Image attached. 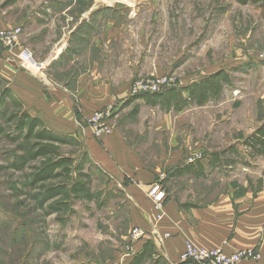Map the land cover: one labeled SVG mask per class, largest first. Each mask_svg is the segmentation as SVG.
Here are the masks:
<instances>
[{
	"label": "rangeland",
	"instance_id": "rangeland-1",
	"mask_svg": "<svg viewBox=\"0 0 264 264\" xmlns=\"http://www.w3.org/2000/svg\"><path fill=\"white\" fill-rule=\"evenodd\" d=\"M2 2L0 11L5 17ZM14 2L19 7L23 4L25 12L28 8L32 10L33 4H37L33 8L35 12L48 10L39 18L46 20L45 25L32 29L20 27L22 31L14 52L22 56L27 50L31 60L23 67L18 60V69H30L35 72L32 76L42 80L41 85H58L62 90L72 91L80 101V91L73 80L78 73L97 68L100 81L108 85L110 94L108 105L100 110L114 107L108 120L110 133L102 138L120 132L128 143L138 144L133 151L141 148L140 153L152 166L160 160L164 163L170 158L177 159L171 165L165 162L156 178L160 184L154 189L161 187L165 194L162 206L157 207L154 198L148 195L156 217L147 227L132 224L134 209L129 204L132 197L116 186L120 184L118 180L108 182L90 155L91 163L85 165V170L93 175V201L77 200L67 214L49 215L47 209H38L30 198V190L23 187L29 169L24 172L9 169L10 160L5 157L13 151V146L1 141L0 264H132L139 255L134 246L150 235L158 236L159 225L166 217L168 193L173 194L179 205L186 202V208L180 207L185 211L191 207L210 209L220 197L235 206L249 193L254 197L261 194L264 161L253 160V166L247 168L245 157L240 153L239 158L228 154L236 165L222 164L220 171L208 167L205 178L191 174L173 177L172 174L184 166L209 161L211 155L226 149L230 142L250 138L258 126H264V3L242 5L237 0ZM59 48L66 55L63 53L54 62ZM70 63H73L70 71L60 72L61 67H68ZM219 70L233 77L232 86L226 88L221 101L166 113L138 98L157 86L164 89L171 82L172 88L186 87ZM89 78L86 79L88 87L95 84L94 78ZM7 84L24 105L25 101L11 83ZM137 105L139 113L132 118ZM97 111L87 118L74 113L80 120L78 131L65 133L80 142V147H63L67 154L78 152L72 155L77 162L86 151L88 139L103 142L95 135L97 124L88 121ZM45 124L51 127L50 122ZM112 183L116 187H110ZM14 184H19L20 191L12 189ZM137 232L145 235L134 241ZM151 258L152 261L144 259L141 264H152L154 258Z\"/></svg>",
	"mask_w": 264,
	"mask_h": 264
},
{
	"label": "crops",
	"instance_id": "crops-1",
	"mask_svg": "<svg viewBox=\"0 0 264 264\" xmlns=\"http://www.w3.org/2000/svg\"><path fill=\"white\" fill-rule=\"evenodd\" d=\"M3 2L5 4L3 10L5 17L3 15L0 20V30L20 27L32 29L37 25L40 27L41 24H46L44 22L46 20L39 18L43 17L48 10L42 9L35 12L33 8L37 4H33L32 10L28 8L25 12L23 11V4L19 7L17 2L13 3V0H3ZM17 11L18 13H16ZM61 52L62 48H59L58 58L55 57L54 62L58 59L60 60L64 53L61 54ZM18 60H20L18 52L6 51L0 45V76L6 79L8 83H11L13 90L19 93L20 97L25 101L24 105H26L30 115L42 119L45 123L50 122L52 130L61 133H66L67 131L76 133L80 120L74 117V113L78 112L81 114V116L79 115L80 117L87 118L93 112L108 105L109 87L101 83V76L97 68H90L88 73H86V70L80 72L73 80L80 91L81 99L78 101L75 94L70 90H62L60 86L57 85V87L48 83L41 85L42 80L32 76L35 72H31L30 69L23 71L16 67ZM87 64L86 62L85 65ZM72 65L73 63H70L68 67H61L60 70L62 71L60 72L70 71ZM57 66L58 63H55L54 67ZM90 73L93 77L90 76L89 78ZM87 78H94L95 84H91L88 87ZM231 86H226L224 92L226 88H231ZM224 92L222 99L224 98ZM158 108L162 110L160 107ZM138 113L133 115L132 118L136 117ZM65 114H68L69 117H66ZM261 126H258V129ZM102 139V143L95 139H88L85 142V152L90 155L104 177H107L108 182L118 180L120 184L116 186L122 187L124 190L120 189L123 192L127 191V195L132 197L133 201L129 203L132 210L134 209L132 212V224L149 227L152 218L155 219L156 213L148 195L156 185L160 184V182H156V178L164 163L167 162L171 165L173 159L177 158H170L164 163L160 160L152 166L146 162L148 160L144 159L140 153L141 148L138 152L133 151L138 144L128 143L127 140L121 137L120 132L117 131L112 136ZM247 139L248 137L244 138L243 141L230 142V145L223 150L228 151L232 147L239 149L238 154L240 153V156L245 157L244 165H247L245 167L251 168L253 160L264 161V157L252 156L251 148L248 146L247 151L245 146ZM221 152L218 154H221ZM202 164L206 167V172L205 176L201 178H205L208 177L209 161H203ZM213 169L220 171V166ZM112 185L116 187L114 183L109 186L111 187ZM249 194H251L250 199L248 198ZM249 194L235 206L230 201H222L220 197L214 201L210 209L204 210L198 207H191L185 211L180 207L186 208V202H181L183 205H179L173 194L168 193L164 210L166 217L159 225L158 236L155 237L156 234L150 235L151 237L138 242L134 246L135 253L140 255L144 252L146 245L150 243L145 262L152 261V256L154 258L152 264H180L185 244L190 241L205 248H223L227 253L251 249L260 255V259L244 260L240 264H264V186L261 189V194L257 195V197H254L252 193ZM166 234H170V237H165Z\"/></svg>",
	"mask_w": 264,
	"mask_h": 264
},
{
	"label": "trees",
	"instance_id": "trees-1",
	"mask_svg": "<svg viewBox=\"0 0 264 264\" xmlns=\"http://www.w3.org/2000/svg\"><path fill=\"white\" fill-rule=\"evenodd\" d=\"M239 4L250 2L263 4L264 0H237ZM8 82L0 77V142L13 146V151L5 159L8 168L16 172L29 171L24 176V189L30 190V198L38 209H47L49 215L69 213L77 200L93 201V175L85 170L91 163L87 152L82 154L80 162L72 155L78 152H64L63 147L80 142L69 134L52 130L44 121L33 117L16 97ZM232 77L225 70L200 78L181 88L174 87L159 93H144L138 98L147 105L160 107L165 112H181L189 107L204 106L210 101L222 98L224 88L231 85ZM186 94L188 97H186ZM139 107L134 108V115ZM251 148L252 156L264 157V126L245 141ZM233 153L239 158L238 150L232 147L224 154H213L209 159L211 169L222 164L233 166L236 163L228 158ZM206 167L202 163L190 164L177 169L172 176L182 177L191 174L196 178L205 176ZM17 186V187H16ZM20 191L19 184L12 186ZM148 243L142 254L137 255L132 264H141L146 255Z\"/></svg>",
	"mask_w": 264,
	"mask_h": 264
},
{
	"label": "built area",
	"instance_id": "built-area-1",
	"mask_svg": "<svg viewBox=\"0 0 264 264\" xmlns=\"http://www.w3.org/2000/svg\"><path fill=\"white\" fill-rule=\"evenodd\" d=\"M2 19L0 11V20ZM21 28L16 29H6L0 30V44L8 51H15L18 44V37L21 33ZM31 60V54L24 50L22 56H20V63L22 67L26 65L27 61ZM172 82L168 83L164 89H161V86L146 91L145 93H159L163 90H168L173 87ZM114 112V107L112 105L106 107L104 110L97 111L94 117H91L88 121L91 124H97L95 129V135L98 138H102L104 134L110 133V125L108 120L111 118ZM94 129V130H95ZM150 196H152L154 201L157 203V207L162 206V201L165 199V194L161 188L157 187L151 191ZM155 203V204H156ZM163 216L159 217V220H162ZM156 227H154V231ZM145 235L144 232H137L133 239L134 241L139 240ZM165 237H170V234H166ZM249 259H260V255L257 254L254 250H242L236 253H227L223 248H205L198 245H195L192 242H186L184 252L181 255L180 264H240L244 260Z\"/></svg>",
	"mask_w": 264,
	"mask_h": 264
}]
</instances>
